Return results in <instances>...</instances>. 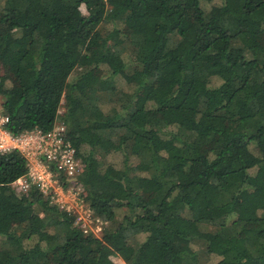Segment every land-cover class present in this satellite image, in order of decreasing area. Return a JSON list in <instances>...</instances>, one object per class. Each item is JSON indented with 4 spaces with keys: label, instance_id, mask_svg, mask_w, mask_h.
Listing matches in <instances>:
<instances>
[{
    "label": "trees",
    "instance_id": "trees-1",
    "mask_svg": "<svg viewBox=\"0 0 264 264\" xmlns=\"http://www.w3.org/2000/svg\"><path fill=\"white\" fill-rule=\"evenodd\" d=\"M0 59L9 128L65 126L101 223L0 154V264H264V0H0Z\"/></svg>",
    "mask_w": 264,
    "mask_h": 264
},
{
    "label": "built area",
    "instance_id": "built-area-1",
    "mask_svg": "<svg viewBox=\"0 0 264 264\" xmlns=\"http://www.w3.org/2000/svg\"><path fill=\"white\" fill-rule=\"evenodd\" d=\"M9 116L0 111V154L18 151L25 159V173L11 185L20 193H28L35 186L69 214L84 233H100L101 223L92 221L91 209L80 195L77 183L63 186L60 174L75 175L82 171V157L68 139L65 126L58 122L51 129L34 126L14 133L8 126Z\"/></svg>",
    "mask_w": 264,
    "mask_h": 264
},
{
    "label": "rangeland",
    "instance_id": "rangeland-1",
    "mask_svg": "<svg viewBox=\"0 0 264 264\" xmlns=\"http://www.w3.org/2000/svg\"><path fill=\"white\" fill-rule=\"evenodd\" d=\"M117 82H118V86L124 89L130 88L129 85L125 82V80L122 77H119L117 79ZM17 84H18V80H17L15 73L12 71V69L9 67V65L6 62L0 59V103L4 97L3 94H5L6 92L8 93L9 89L15 87ZM253 169L254 168H251V170ZM1 238L2 237L0 236V239ZM187 246H189V244L186 242H181L179 245L180 248H185ZM114 259L117 263H121L120 258L115 257ZM216 259L217 257L213 256L207 262L213 264L216 261Z\"/></svg>",
    "mask_w": 264,
    "mask_h": 264
}]
</instances>
